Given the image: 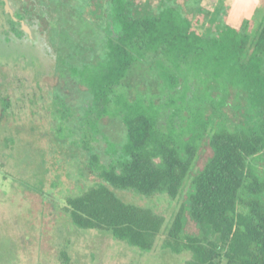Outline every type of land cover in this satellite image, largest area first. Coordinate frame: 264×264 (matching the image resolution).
I'll return each mask as SVG.
<instances>
[{
  "label": "trees",
  "instance_id": "1",
  "mask_svg": "<svg viewBox=\"0 0 264 264\" xmlns=\"http://www.w3.org/2000/svg\"><path fill=\"white\" fill-rule=\"evenodd\" d=\"M127 1H106L100 19L114 20L119 33L95 40L94 54L76 47L81 55L66 60L54 47L57 69L48 75L56 82L29 99L33 106L43 101L59 142L75 131L87 148L103 115L117 117L125 130L114 158L99 165L102 181L65 196L62 208L75 227L107 231L149 252L164 217L123 201L115 190L170 199L186 191L164 249L190 252L185 264H264V171L254 163L264 156V19L252 30L251 10L236 26L220 6L221 14L215 5L191 8L187 0H144L142 11L133 7L129 14ZM4 140L9 148L16 143L13 136ZM203 149L208 155L198 165ZM90 158L98 165L97 155ZM186 216L196 234L184 232Z\"/></svg>",
  "mask_w": 264,
  "mask_h": 264
},
{
  "label": "rangeland",
  "instance_id": "2",
  "mask_svg": "<svg viewBox=\"0 0 264 264\" xmlns=\"http://www.w3.org/2000/svg\"><path fill=\"white\" fill-rule=\"evenodd\" d=\"M38 1L43 0H36L37 5ZM47 2L48 8L61 13H56L61 16L56 18L58 24L67 18L73 22V26L69 25L67 31L61 34L63 40L67 39L65 46L67 42H75L71 39L78 41L84 37L88 40L87 43L81 41L85 49L81 44L79 48L85 51V55L87 49L91 55L94 54L97 50L95 41H89L95 35L93 29L65 9L66 5L74 4L69 0ZM214 2L187 0L191 8L201 6L206 10H211L214 5L216 9L220 6L219 2ZM35 10L37 12L38 9ZM235 19L237 16L228 22L239 26L240 21ZM254 20L251 19L252 30L262 23L260 19ZM108 21L109 29L119 33L114 20ZM39 22L43 24V21ZM42 39L7 41L0 35V64L4 60L0 65L4 66L3 72L0 71V114L4 113L0 123V264H185L190 252L174 254L162 247V240L169 223L185 200L186 191L170 199L164 193L142 195L131 190H115L123 201L149 208L164 217L161 233L149 252H141L117 241L107 231L83 230L70 222L68 213L62 208L63 198L102 181L98 176L99 165H108L114 158L115 150L124 141L125 130L117 117H98L96 125L90 129L87 148L82 146L75 131L64 142H59L50 133L49 117L44 111L43 101L33 106L29 99L34 97V92L44 96L56 82L54 76L48 74L57 69L53 68V49L61 42L54 35H50L48 40L51 46L44 37ZM71 54L73 57L81 55L80 52ZM4 102L7 108L3 112ZM88 104L83 105L84 109L93 110ZM90 116L89 119H92L94 114ZM84 127L90 128L87 124ZM5 136H13L16 143L9 148L11 144L6 145ZM91 153L97 155L98 165H90ZM206 153L203 149L198 165L204 161ZM254 163L264 171V156H256ZM184 232H197L187 216Z\"/></svg>",
  "mask_w": 264,
  "mask_h": 264
},
{
  "label": "flooded vegetation",
  "instance_id": "3",
  "mask_svg": "<svg viewBox=\"0 0 264 264\" xmlns=\"http://www.w3.org/2000/svg\"><path fill=\"white\" fill-rule=\"evenodd\" d=\"M76 0H70L71 3L75 2ZM107 0H78V3H75L74 6H67L66 10L71 12L72 16L76 18H80L83 23L89 25L93 31L94 36L89 39V41H99V38H111L113 39L116 36V32L110 28V21L105 19L102 21L100 18H103L104 9L103 7L106 5ZM109 1V0H108ZM144 0H128L126 2V9L130 11L129 14L132 13V8L135 7L137 13L142 11L143 7L141 6ZM178 2H184L185 0H177ZM36 1L31 0H0V35H3L7 41L13 40H21V39H30L31 41L37 40V38L42 39L43 37L47 40L49 44L50 35H54L56 39H59L62 44L59 46L61 47L60 53L61 56L66 57L71 52L78 54L76 47L78 48L80 45V41H88L86 38H81V40L77 41L75 39H71L70 41H75V45H69L65 42L67 39L62 38L61 34L67 31L69 25L73 26V22L69 21V18L62 23L57 21L56 18H61L60 15L56 14L55 10L48 8V2L46 1L43 4H36ZM155 0L151 1V4L154 3ZM112 3V2H110ZM113 4V3H112ZM39 6V7H38ZM110 4L107 5L109 8ZM38 9L37 12L35 9ZM216 8V7H215ZM225 10L223 15L225 21L230 20V10L228 8L220 7ZM217 8L214 10V13L219 11L222 13V10ZM206 9V8H204ZM64 10L66 13H68ZM218 13V12H217ZM69 14V13H68ZM55 16V17H53ZM213 15V17H216ZM100 19V21H99ZM39 21H43V24H40ZM71 23V24H70ZM51 28L53 33L51 34ZM49 35V38H48ZM42 37V38H41ZM43 40V39H42ZM49 46H51L49 44ZM81 46V45H80ZM65 54V55H63ZM4 60L1 61V64ZM7 62V61H5ZM0 64V65H1ZM64 69H67L66 66H61ZM4 66H0V71L3 72ZM64 71V70H63ZM66 72V71H64Z\"/></svg>",
  "mask_w": 264,
  "mask_h": 264
},
{
  "label": "crops",
  "instance_id": "4",
  "mask_svg": "<svg viewBox=\"0 0 264 264\" xmlns=\"http://www.w3.org/2000/svg\"><path fill=\"white\" fill-rule=\"evenodd\" d=\"M205 1V0H204ZM214 3L217 4L219 2L220 7H223L226 3H230V20H233L234 16H237L236 21H241L245 18L244 11L251 10L252 15L250 18L260 19L261 21L264 19V0H213ZM239 2V4H237ZM245 2V5H243ZM241 6V7H238ZM248 6V7H247Z\"/></svg>",
  "mask_w": 264,
  "mask_h": 264
},
{
  "label": "water",
  "instance_id": "5",
  "mask_svg": "<svg viewBox=\"0 0 264 264\" xmlns=\"http://www.w3.org/2000/svg\"><path fill=\"white\" fill-rule=\"evenodd\" d=\"M5 2H7V0H5Z\"/></svg>",
  "mask_w": 264,
  "mask_h": 264
}]
</instances>
